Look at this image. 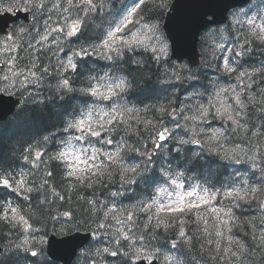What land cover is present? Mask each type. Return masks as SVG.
<instances>
[{"label": "trees", "instance_id": "16d2710c", "mask_svg": "<svg viewBox=\"0 0 264 264\" xmlns=\"http://www.w3.org/2000/svg\"><path fill=\"white\" fill-rule=\"evenodd\" d=\"M77 1L74 0V2ZM125 1L106 0L105 11L101 13L99 21L94 22L90 29L96 42L99 41L102 34V29L99 26L100 21L107 24L115 19L123 9ZM171 1L167 0L168 7ZM10 2L14 3L16 0H10ZM165 12L156 20L161 31ZM52 20L55 21L56 19L52 18ZM240 33L239 37L243 39L236 40L237 43L244 41V38L253 40L252 36L248 37L250 34L248 28L240 30ZM227 36L228 38L235 37L234 31L229 30ZM253 42L254 46L248 56L238 58L240 62V67L236 65L238 71L246 69L251 71L253 68H260L264 64V44H261L258 40H253ZM211 47L213 45L206 43V40L203 39L201 43L203 63L198 67H191L187 63L176 64L169 58H165L170 61L168 64L161 61L156 64L150 53L137 49L135 52L125 51L124 56H114L111 60L95 54L81 56L76 60L77 67L72 72L65 73L64 70L58 68L39 73L38 77L35 76L33 83H29V86L24 90L27 97L26 103L15 115L5 121H0V167L3 170L11 171L12 169L16 172L18 169H22V166L24 170H27L28 166L31 167L28 162L24 163L25 165L21 163L25 161L22 155L25 153V147L27 146L54 153L60 151L65 144L59 140L60 137L76 132V128L69 129L68 126L73 125L80 114L89 107L96 110L103 108L104 112H108L107 106L112 104L113 101L123 105L126 118L129 121L135 119V116L138 115L142 120L151 121L155 128H159L160 124L163 123L171 130V139L166 142L165 148L160 149L158 155L151 159V163L143 165L147 170L143 171L131 185L121 186L122 181H119V178L116 177L117 172L120 173V179H122L128 166L127 162L130 164L140 163L145 158L141 157L139 153H129L125 156V159H121L116 155V148L102 142L95 143L96 147L99 151L103 147L104 150L111 153V156H106L97 176L101 172H104L105 175L110 174L113 177V182L105 181L103 184L96 182L93 188L87 189L82 186L73 187L72 184L70 187L68 183L59 184V181L66 177L62 162L58 159L55 164L49 165L48 169L52 168L51 173H53V179L49 181L50 188H54L56 193L65 197V199L58 200L50 192H45L39 198L43 200L47 195L49 205L41 212L37 205L35 189L33 193L27 194L35 199L28 207V212H31V214H34L35 211L38 212L34 223L41 229L40 235H43L45 231L47 233L54 230L60 231L62 224L57 221V217L63 212H69L74 216L63 218L64 229L93 227L97 230V224L94 221L99 218L101 224L107 223L111 226L104 230L108 233L104 236L122 241V238H119L116 234L120 225L111 219L105 221L102 216V211H107L103 206L109 203L112 204L115 199L110 193L120 191L121 195L118 197L133 206L134 204L130 200L137 201L147 192H149V195H153L154 188L161 186L167 180L164 172L167 171L170 174L174 170V173L176 171L183 172L185 176L188 175L193 181H202L207 187L216 191L217 194L222 195L226 191L233 190L231 197L226 196L229 201H224L221 204L216 215L212 216L210 224L230 228L233 230L234 239L245 241L247 251L239 257L238 264H264V249L259 246V225L260 218L264 216V207L244 203L248 198L246 193H249L252 188L259 187L257 183L263 179L260 177L259 172L252 167V161L248 158L254 153L249 151L246 143L239 140V133L234 134L229 125L225 127L223 137L212 136L204 131L201 133V124L204 117L197 120L190 119V117L199 114L200 107H208L209 105L207 92L211 78L207 70L215 59L214 54L207 50ZM38 54L42 58L45 57L42 52ZM19 55L23 66L27 69L29 65L26 59L23 58L24 52L19 50ZM135 59H139L141 63H133ZM185 64L191 71L180 69L178 73L173 67L174 65ZM105 73H109L112 77L108 83H114L121 78L125 80L126 89L118 97L102 100V98L94 97L91 93L81 91V89L93 87L97 83L103 84L104 81L99 80V78ZM177 74L182 77L179 81L175 79ZM65 78L70 80L71 90L60 86ZM222 79L229 82L233 79V76L224 75ZM257 79L259 80L260 77H257ZM187 87L191 89L193 98H188V93L185 91ZM259 99L258 96L257 100ZM183 102L186 103L182 105ZM193 102H196V104ZM181 105L184 108L183 116L185 118L179 116L169 118L159 112L161 106L172 112L171 109H178ZM127 108H134L139 111L137 113L127 112ZM144 109L148 110L145 111ZM210 112L212 111L210 110ZM249 112H251V109H249ZM215 113L213 110V114ZM258 117L259 109H257V116L254 119H258ZM174 119L179 121L175 123ZM133 126L139 127L138 124ZM100 130L102 129L99 124ZM139 130L143 137V143L147 145V150L150 151L152 145L147 137L151 132L146 131L144 128ZM256 130L260 131L259 126ZM121 136H123V133H121ZM45 137L48 139L45 140ZM198 138L201 139V143L195 146L192 141ZM181 140L188 142L182 144ZM127 143L140 148L141 151L145 150L137 143L135 135L127 140ZM253 143L257 146L264 145V138H261L260 141L253 139ZM241 148L244 151H241ZM110 159L111 163H109ZM255 162L260 167H264V159L259 155H257ZM40 170L38 166L30 169L28 173L29 185L34 186L31 183L33 180H35V183H40L41 178L46 177L49 173V171L45 172L44 168ZM257 196L260 204L264 205V194L257 193ZM236 200L243 201L240 202V208L232 207ZM86 201H97L98 203L95 207H90ZM97 209H100V211H97ZM49 214L51 219H49ZM37 220H39V223L36 222ZM157 221H160V219L151 220L152 225L148 226L147 229L157 231L160 227V224L156 226ZM14 225L12 222L0 220V234L2 233L0 241L6 246L4 261H0V264H10L11 257L19 260V263L22 261L23 254L16 248ZM253 225H256V227H253ZM162 235L166 236V234ZM254 235L255 239H253ZM156 237L154 236V238ZM95 252L96 250L93 248L90 250L89 255H94ZM118 254H122V252ZM190 256L194 261L201 264H211L209 258H213L215 254L211 253L209 249L207 253L191 250ZM96 258L92 259L96 260Z\"/></svg>", "mask_w": 264, "mask_h": 264}, {"label": "snow or ice", "instance_id": "6c2138e0", "mask_svg": "<svg viewBox=\"0 0 264 264\" xmlns=\"http://www.w3.org/2000/svg\"><path fill=\"white\" fill-rule=\"evenodd\" d=\"M68 7H64L60 0H16V2H10V0H0V13H11L13 15L16 14L19 10H27L31 16L32 22L28 25H21L18 27L12 34V36H8L7 34L4 36V40L11 42L13 45H16V52L19 49L24 52V59H26L29 65V71L27 76H35L36 72L41 71L43 69L44 72H47V69L43 68V64H37V61L40 60V56L38 53H43L46 57L48 52H53V55L59 52H63L66 48V43L61 42V37L65 38V41L68 38L75 36L81 29L84 23H86V18L90 16L92 12L98 10H104L106 0H78V2H74L71 0V3L66 0ZM168 3L167 0H137L135 6H133L128 13V15L121 21V24L115 27L113 30L107 32V34L99 41L94 42L88 47H79L78 50L74 49L71 55H66L64 58L66 59V64L64 60L57 59V64H59L60 68L64 70L65 73L72 72L76 69L77 63L74 62L73 57L78 56H86L89 54H95L97 56L103 55L106 59H113L114 56H124L125 51L135 52L137 49L141 51H146L151 54L152 57L161 61L164 64L170 63L169 60L165 59L169 55V45L166 43L165 38L160 35L161 29L159 24L156 22L157 18L162 16L163 13L167 10ZM77 10L75 12V16L70 15L73 10ZM53 14L57 15V19L55 21L52 20ZM139 17L137 20H133V16ZM47 17V19H45ZM171 17H169L170 19ZM40 24L41 27L38 29L37 24ZM235 23L241 26H245L249 28L250 34L253 37V40H258L261 44H264V37L260 35L262 31H264V20L258 24L257 19L255 17L241 21L239 19H235ZM50 24H62V27H50ZM259 30V31H257ZM168 35L173 40V45L176 47L177 40L174 37L172 31L169 30ZM196 36L200 35V32L195 34ZM209 32H205L204 36H208ZM13 36L16 37L13 40ZM194 38V35L191 37ZM189 39V34L185 32L181 37V41H187ZM253 40L245 39L243 44H237L235 48H226L223 45H217L216 47L223 54L227 52L228 57H224L221 55L220 59L222 60V72L226 76L227 73H231V76L238 82L237 88L243 90L244 95L242 97L237 96L234 99L230 98L229 103L232 104L233 108L239 112V116L234 115V113L224 105L223 101L220 99V94L225 93L226 90L221 89L220 92L216 93V100L212 103H215L217 106L216 114H223L227 116L228 122L233 125L232 128L233 133H239L243 139L242 143H246L249 147V151L254 154L248 157L252 161V167L259 169V174L261 178H264V167H260V165L256 164V157L259 155L262 159H264V145L257 146V144L253 143V139L256 141H260L261 138H264V64L261 65L260 68H253L251 71L247 69L244 71H238L237 67H233V65H238L240 67L239 57H246L252 51L251 44ZM8 44V43H7ZM4 44V45H7ZM54 46V51H53ZM10 58L12 54H9ZM15 61L21 59L15 55ZM133 63L139 64L141 61L139 59L133 60ZM6 66L12 74H16V69L19 67L18 64L10 63L8 61H4L0 63ZM177 72L179 73L180 69L188 70V66L185 65H174L173 66ZM35 69V71H32ZM25 76L24 80H20V86L23 87L25 84L33 83L27 79L24 71H21L16 75V77ZM257 77H260L258 80ZM4 81L9 84V86H15V83L9 82V76L3 77ZM96 79V78H93ZM112 77L109 73H105L99 80L104 81L103 84L97 83L95 87H89L85 89H81V91L86 93H91L94 97L102 98V100H110L111 98H116L120 93H123L126 89V82L123 78L117 80L114 83H108ZM177 81L181 80L182 77L177 74L175 76ZM62 88L70 87V80L65 78L60 85ZM103 89V90H102ZM9 87H5L2 91H8ZM251 93V95H249ZM260 97L257 100V97ZM191 98V97H190ZM109 111L102 112L99 111V115L102 116L100 131H88L83 128L85 124V120L81 119L75 125H69V129L79 128L81 130V137L84 138L85 132L87 133V143L89 142L90 137L96 138L97 143H103L106 145H112L116 148V155L121 159H125V156L129 153H139L141 157L145 159L140 163L130 164L127 162L128 166L125 169V174L122 179H120V173L117 172V176L119 181H122L121 186L123 185H131L134 183L141 175L143 171L147 169L143 167L144 164L151 163V157L161 148H165V141L170 137L171 130L164 126L163 123L160 124L159 128H155L151 121L142 120L138 115L135 116V119L129 121L126 118V112L121 103L113 101L112 104L107 106ZM219 109V113L217 110ZM251 109V112H249ZM257 109H259V117L258 119H254L257 116ZM147 111L148 109H144ZM127 112L137 113L139 110L134 108H127ZM159 112L163 116H168L172 118L174 116H179L181 118H185L183 116L184 108H181L179 112H169L163 106L160 107ZM209 114V107H200L199 114L196 116L190 117V119L197 120L203 117H206ZM241 118H243V123H241ZM89 119H91V113L89 114ZM179 120H175L177 123ZM134 124H138L139 127H134ZM259 126L260 131H257V127ZM140 128H144L146 131H150L151 134L147 137L149 142L152 145V151L147 150V145L143 143V137L140 133ZM162 129V130H161ZM217 135L219 137H223L225 133L219 129L216 130ZM123 133V136H121ZM135 135L137 137V143L144 148V151H141L140 148L135 147L131 144L127 143V140L131 139V137ZM80 138L77 139V142H80ZM48 138L45 137V140ZM182 144L187 143L188 141L181 140ZM193 143H199L198 140H193ZM244 151L243 148L240 149ZM60 157L62 158L65 153H60ZM105 156H111V153H104ZM36 156L40 157L41 153L36 152ZM25 159H27L25 157ZM235 159V158H233ZM111 163V159L109 160ZM165 176H168L170 179V186L173 188V191H168L165 188H159L157 191L161 196L167 197L171 199L174 195H178L179 192L177 190L185 189L186 185L180 180V177L183 176L182 173L178 174L177 178H172L169 176L167 171L164 172ZM103 178V179H102ZM53 179V173H47L46 177L41 178L40 183H35L33 180L31 183L34 186L29 185L30 181L24 176L21 175L17 178H3V175H0V185L7 187L8 189L14 191L17 194H31L36 193L37 197V205L39 206V210L43 212V209L49 205L48 196L45 195L43 200H40V196L44 195L45 192H50L51 195L55 196L58 200H63L65 197L60 196L56 193L54 188H50L49 181ZM66 181L74 182L72 184L73 187L82 186L83 188H93L96 182L103 184L105 181L113 182V177L108 174L105 175L104 172H101L98 176L89 175V177L81 182L75 176L69 175L65 177ZM261 181H264L262 179ZM258 182L259 187H255L251 189L248 193L247 201L244 202L248 205L257 204L259 207H264L259 202V198L257 193L264 194V184ZM192 190L186 191L189 197H197L198 193L196 187H192ZM233 194L232 191H226L224 193L225 196L231 197ZM110 195L112 197H118L121 195L120 191L111 192ZM24 199L28 200L29 196L24 195ZM83 199V198H81ZM217 199V195L214 197V201ZM160 196H157L156 200L152 203L147 204L146 207H140L139 211L143 213H148L151 211L153 206H156V209H162L164 203H160ZM243 201L236 200L232 207L240 208L241 203ZM86 203L90 207H95L98 203L97 201H86ZM107 209V211H102V216L105 221L109 219L116 221L117 224L121 225H130L128 231H125L124 227H120L117 229V233L123 241L124 248H117V250L112 251L109 247H104L97 251V255L102 253L117 255L118 253H124L125 256H131L134 260L144 259L148 262V264H152L153 260H159L160 252L157 249L156 251H148L145 247H137V244H140L141 241L144 240L143 235H136L135 239L131 235L133 229L136 232H139V227H137L136 222L134 220V214H129L126 216L124 221H121L119 216L117 215L119 209L113 205L109 207L107 204L103 206ZM100 211V209H97ZM186 209H175L171 213H185ZM74 216V214H70L69 212H63L57 217V221L62 224L60 228V232H64V220L65 217ZM11 219L12 221H18L19 224L23 225L24 231H31L33 234L39 233L41 229L35 228L32 223L29 222L30 218H26L24 215L20 214V209L13 207L11 203H7L6 206L0 205V220L8 221ZM49 219H51V215L49 214ZM74 220V219H73ZM71 220V221H73ZM69 221V222H71ZM39 223V220L36 221ZM94 223L97 224V232H100L103 235L108 234L105 232V229L110 228L111 226L107 223L101 224L99 222V218H97ZM161 221H157V225ZM181 227L179 228L178 235L181 238H184L188 242L191 241V237L186 235L185 228L183 227L184 221H180ZM15 226V225H14ZM143 227L147 228L148 224L143 225ZM256 227V225H253ZM260 238H259V246L261 249H264V216L260 218ZM206 230V229H205ZM77 232L79 229L76 230ZM232 229H229V234L226 242V246L222 247V243L220 240H216L215 242L208 241L209 245H212L217 253L220 255L230 254L233 261L237 260L242 254H245L247 251V245L244 240L233 238ZM94 235V233H91ZM47 236V231L44 232L42 236L36 238L35 242L28 238H24L21 244L16 245V248H23L25 251L30 252L33 256L43 255L44 249L47 246L50 250L54 251V255L50 257L51 264H56V262L63 256L60 248L56 247L57 245H70L72 255L75 256L77 254V249H81L82 246L79 243H75L77 236L71 235L68 236L64 240H47L45 237ZM255 239V235L253 236ZM129 241H132L129 243ZM116 244H120L121 240L114 241ZM173 246L176 245V241L172 242ZM55 245V247H53ZM128 249V250H125ZM82 255L87 256V250L81 253ZM218 258V257H217ZM79 260V257H77ZM172 257L167 256L165 260L169 262ZM91 264V262H89Z\"/></svg>", "mask_w": 264, "mask_h": 264}, {"label": "water", "instance_id": "95a60500", "mask_svg": "<svg viewBox=\"0 0 264 264\" xmlns=\"http://www.w3.org/2000/svg\"><path fill=\"white\" fill-rule=\"evenodd\" d=\"M244 0H210V7L205 9H200L199 5L195 4L194 0H177L173 6V11L169 14L171 17L167 20L166 29L173 32L174 37L177 40L176 47L173 45V40L170 37L173 45V56L182 58L188 56L193 64L198 62V50L197 41L198 36L195 34L199 32L200 29L205 28L211 21L207 19V15L211 14L215 22H220L224 19L227 11L237 5L241 4ZM1 19L4 17L0 16ZM17 19L24 18L28 19L26 14H22L18 11ZM11 18L5 19L2 22L6 23ZM187 32L189 34V39L187 41H181L183 34ZM194 35V38L191 37ZM80 244V242H79ZM55 247V245L53 246ZM62 251V259L69 258L67 252L68 249L64 248L62 245H57Z\"/></svg>", "mask_w": 264, "mask_h": 264}, {"label": "rangeland", "instance_id": "374dc122", "mask_svg": "<svg viewBox=\"0 0 264 264\" xmlns=\"http://www.w3.org/2000/svg\"><path fill=\"white\" fill-rule=\"evenodd\" d=\"M168 44V43H167ZM169 45V44H168ZM182 194L179 193L178 195L173 196L171 199L165 197V199L163 200L164 202H166L164 204L166 209H176L179 208L180 204H181V198H182ZM198 202V198L196 197H189L187 198V203L191 204H195Z\"/></svg>", "mask_w": 264, "mask_h": 264}, {"label": "clouds", "instance_id": "9594fccd", "mask_svg": "<svg viewBox=\"0 0 264 264\" xmlns=\"http://www.w3.org/2000/svg\"><path fill=\"white\" fill-rule=\"evenodd\" d=\"M260 35H261L262 37H264V31H262V32L260 33ZM99 111L104 112V109L101 108V109H99ZM217 113H219V109L217 110ZM216 116H217L218 118H220V119L225 118V115H223L222 113H221V114H216Z\"/></svg>", "mask_w": 264, "mask_h": 264}]
</instances>
